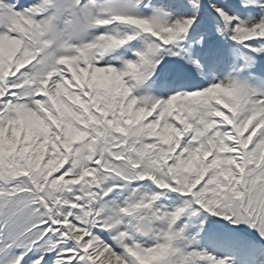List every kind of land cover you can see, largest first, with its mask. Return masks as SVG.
I'll return each instance as SVG.
<instances>
[{
	"label": "snow or ice",
	"instance_id": "obj_1",
	"mask_svg": "<svg viewBox=\"0 0 264 264\" xmlns=\"http://www.w3.org/2000/svg\"><path fill=\"white\" fill-rule=\"evenodd\" d=\"M213 217L264 249V0H0V264H238Z\"/></svg>",
	"mask_w": 264,
	"mask_h": 264
},
{
	"label": "rangeland",
	"instance_id": "obj_2",
	"mask_svg": "<svg viewBox=\"0 0 264 264\" xmlns=\"http://www.w3.org/2000/svg\"><path fill=\"white\" fill-rule=\"evenodd\" d=\"M204 17L210 19L207 10L204 13ZM171 63L175 62L171 61ZM187 71H189V69L177 65L173 74H175V72ZM161 90L162 89L158 86L153 90L152 94L155 96L165 94L161 93ZM239 227L242 231L234 230L227 221H223L218 217L209 218L207 222V238L201 241L202 247L209 253L217 256H234L237 258L238 264H261V262H264V249L250 247L246 239V237H250L253 230L246 225H241Z\"/></svg>",
	"mask_w": 264,
	"mask_h": 264
},
{
	"label": "bare ground",
	"instance_id": "obj_3",
	"mask_svg": "<svg viewBox=\"0 0 264 264\" xmlns=\"http://www.w3.org/2000/svg\"><path fill=\"white\" fill-rule=\"evenodd\" d=\"M164 92H165V90H164Z\"/></svg>",
	"mask_w": 264,
	"mask_h": 264
}]
</instances>
